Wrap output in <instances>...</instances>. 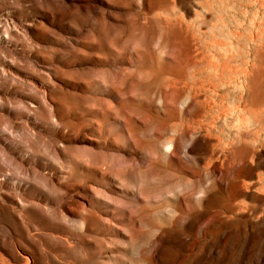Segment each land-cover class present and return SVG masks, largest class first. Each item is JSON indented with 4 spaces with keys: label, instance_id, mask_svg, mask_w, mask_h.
Returning a JSON list of instances; mask_svg holds the SVG:
<instances>
[{
    "label": "rangeland",
    "instance_id": "obj_1",
    "mask_svg": "<svg viewBox=\"0 0 264 264\" xmlns=\"http://www.w3.org/2000/svg\"><path fill=\"white\" fill-rule=\"evenodd\" d=\"M155 5L0 0V233L23 243L29 231L33 264L264 262V226L230 208L240 198L212 187L185 201L140 179L167 146L140 132Z\"/></svg>",
    "mask_w": 264,
    "mask_h": 264
},
{
    "label": "bare ground",
    "instance_id": "obj_2",
    "mask_svg": "<svg viewBox=\"0 0 264 264\" xmlns=\"http://www.w3.org/2000/svg\"><path fill=\"white\" fill-rule=\"evenodd\" d=\"M155 7L159 41L150 63L138 65L152 108L143 111L140 132L144 143L167 146L156 153V170L140 179L149 176L162 195L178 187L168 192L185 201L206 198L215 187L241 199L230 208L242 221L264 226V0H156ZM238 64L243 68L233 75ZM258 213L261 220L252 223ZM15 236L9 227L0 233L8 258L0 254V264H33L29 231L23 243Z\"/></svg>",
    "mask_w": 264,
    "mask_h": 264
}]
</instances>
